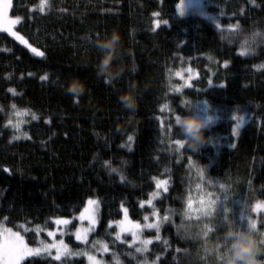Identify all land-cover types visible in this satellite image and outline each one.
<instances>
[{"label":"trees","instance_id":"trees-1","mask_svg":"<svg viewBox=\"0 0 264 264\" xmlns=\"http://www.w3.org/2000/svg\"><path fill=\"white\" fill-rule=\"evenodd\" d=\"M179 2L49 0L50 7L41 12L40 0H13L10 15L20 17L17 33L43 56L0 33V224L35 245L38 235L23 225L54 230L57 219H74L89 199H96L98 225L88 244L73 234L66 241L73 249L94 252V241L106 242L110 264H141L145 257L148 264H220L205 248L206 241H223L228 227L222 224L231 221L246 229L241 217L247 214L264 230V211L251 210L264 201V37L250 39L264 31V0H205L218 24L194 13L177 15ZM113 29L123 36L118 63L138 70L108 82L96 74L101 54L93 41ZM73 78L86 85L78 97L65 90ZM129 92L138 100L134 112L119 100ZM194 101H207L213 118L206 130L212 143L199 152L174 143L183 139L175 116ZM164 104L168 108L162 110ZM12 105L27 115L17 117ZM233 117L244 118L238 135ZM10 119L21 122L20 131ZM197 169L204 170L203 180ZM208 180L226 188L212 187ZM157 181L166 183L157 187ZM204 192L220 197L217 212L186 218L189 198L195 207ZM153 193H158L153 205L159 217L169 219L160 225L159 240L155 228L143 230L153 242L147 252L137 253L130 233L116 240L114 224L124 208L134 222L145 224V215L155 221L153 206L146 203ZM77 224L72 222L70 233ZM206 224L212 230L204 236ZM66 259L87 264L84 257ZM22 264L61 262L33 257Z\"/></svg>","mask_w":264,"mask_h":264},{"label":"snow or ice","instance_id":"snow-or-ice-1","mask_svg":"<svg viewBox=\"0 0 264 264\" xmlns=\"http://www.w3.org/2000/svg\"><path fill=\"white\" fill-rule=\"evenodd\" d=\"M13 7V0H0V30L3 31H7L9 32L11 35L16 36L17 39L20 40L21 43L23 44H27V41L22 37L19 36L16 32L12 31V26L17 24L20 17H17L16 19H11L9 17V10ZM39 10L41 12H43L45 10L46 7H50L49 5V0H40V4H39ZM185 14V5H184V0H180V15L183 16ZM158 15V14H156ZM164 24H168V21L165 20L163 21ZM157 26H159L160 22L157 21L156 22ZM233 27L239 28V25H235ZM254 39V38H253ZM245 44L248 43V40L246 39L244 41ZM29 47H31L29 45ZM33 52L37 53L38 55L43 56L42 52H38L37 49L33 48L32 49ZM246 51V50H245ZM209 59H211V57H209ZM225 67H227V64H225ZM177 75H180V73H177ZM41 79H47V76H43L41 77ZM209 85H212V82L209 81ZM218 86L220 87H225L224 84H218ZM9 91L15 93L14 89H9ZM12 108L14 110V115H16L17 117L22 116V115H27V110L21 112L19 110H16V106L12 105ZM168 108V104H164L162 107L163 109ZM178 115L175 116V120L177 119ZM37 117L33 114V119H36ZM234 120H236V124L235 127L233 128V134L234 135H238L239 134V129L242 127L243 123H244V118L243 117H233ZM8 123L10 125H12L17 131H20V123L21 122H17L15 124H13V121L10 119L8 121ZM161 126H163V122H161ZM169 128H171V125H169ZM22 135H24L26 137V133H23ZM20 136H14L13 139H19ZM129 141L133 140L132 136L128 137ZM174 143L179 147V148H184L185 144L183 143L182 139H176L174 141ZM194 166V165H193ZM112 172H116L117 169L115 168H111L110 169ZM199 177L201 178V180L204 179L205 177V172L203 169H197ZM121 179L123 180L124 177L121 176ZM164 181H157V187H160L161 185H163ZM207 184L212 186V187H216L218 186L220 189H225L226 186L223 183H218L214 184L211 180L207 181ZM198 188L201 187L200 184L197 185ZM166 190V189H165ZM158 195V193H153V196ZM229 198L228 196L225 197L224 199ZM220 197L219 196H215L212 192H204L202 196H200L196 202H195V207L193 206V199L189 198L188 200V208L187 210L183 213V215L186 218H191V215L193 213L197 214L198 218L200 216L203 217H210L212 216L214 213L217 212V208L218 206L220 207ZM88 205L92 206V205H96L99 202L93 199H89L88 200ZM145 202H141V206L143 207V204ZM147 204L152 205L153 206V215L157 217L156 221L153 223H145V224H141L139 222H134L132 220H130L128 218L127 215V209L124 208V218L120 221L115 222L116 226L118 228V231L116 232V240H121V236L123 233H130L131 237H132V244L135 245L138 243L139 246H137L135 248V251L137 253H144L148 251V245L152 244L153 240L149 239V238H144L143 237V230L145 228L148 229H152L155 228L156 229V233L157 235L154 237V239L159 240L160 236H159V229H160V224H161V220L159 218V213L155 210V205H153V202L151 199H149L148 201H146ZM245 208L248 207L247 204L244 205ZM123 207V206H122ZM264 207V204H262L261 202H257L254 206H252V211H257L258 209ZM229 211L228 207H225L224 209V216L223 219L225 221H228V216L227 213ZM242 219H246L247 221V227H253L256 228L257 227V220L253 219L251 215H247L245 217H241ZM80 220H89L90 222V227L89 228H79L76 230L75 232V237L78 241H82L85 245L88 244V233L93 230V227L96 223V218H95V214H94V210L91 207H85L84 211L81 213ZM148 216L145 215L144 216V221H148ZM169 217L166 215L163 217V220H168ZM55 223L57 225H68L70 223V221L66 220V219H57L55 221ZM232 223L231 221H229L227 224H222L221 227H229V224ZM111 226V225H110ZM212 229L206 224L204 225V229H202V234L204 236H207L208 232L211 231ZM25 231H28V229H25ZM40 229L39 227L36 229L37 235L39 233ZM48 236L49 237H53L52 242H46L45 240H40L39 241V246L37 247H30L29 243L26 241L25 236L21 234L20 231H13V229L11 227H6L3 224H0V264H22V262L25 260L26 257L29 256H34V255H40L41 253H47L49 256L52 255L51 253V249H55L56 253L54 256V260L56 261H60L61 264H68L67 261V257H73V256H86L88 261L90 262V264H104V261L102 259H97L96 255L93 254L92 252L88 251V250H73L69 247L68 244H66L64 242L63 239H59L56 240L55 239V232L54 231H48ZM223 239H225L223 237ZM124 243H128V241L125 239L123 241ZM165 244H167V241L164 242ZM99 246V247H98ZM226 246V245H225ZM92 248L93 249H98V251H103V252H108L109 251V246L106 242L104 241H100V240H96L92 243ZM113 257H116V253H113ZM158 259V258H157ZM118 260V258H117ZM141 264H148V260L147 257H145L142 261ZM153 264H155V261H153Z\"/></svg>","mask_w":264,"mask_h":264},{"label":"clouds","instance_id":"clouds-1","mask_svg":"<svg viewBox=\"0 0 264 264\" xmlns=\"http://www.w3.org/2000/svg\"><path fill=\"white\" fill-rule=\"evenodd\" d=\"M264 37V31L258 30L252 38ZM100 52V60L96 67L98 77L111 82L119 79L126 70L137 71L138 67L132 65L126 69L122 63L124 55V43L122 34L113 31L104 36H97L93 41ZM66 92L74 97L84 94L86 85L79 78L71 79L66 85ZM120 103L126 110L134 112L138 107V100L134 92H129L119 97ZM203 103L204 109L199 105ZM210 105L207 101L193 102L183 114H179L175 120V126L179 129L182 141L193 152H199L205 145L212 143V138L206 135V130L213 125L212 115L209 113ZM223 241L212 243L206 241L205 251L215 254L220 264H264V230L257 227L240 228L233 223L229 224L223 233ZM226 245V246H225ZM224 248L221 252L220 249Z\"/></svg>","mask_w":264,"mask_h":264},{"label":"rangeland","instance_id":"rangeland-1","mask_svg":"<svg viewBox=\"0 0 264 264\" xmlns=\"http://www.w3.org/2000/svg\"><path fill=\"white\" fill-rule=\"evenodd\" d=\"M184 5H185V14H184L183 16H186V15H188V14H190V13H196V14L201 15V16H203V17H205V18L210 19V20L214 19V21H213V20H212V21H213L214 23L218 24V21L216 20V17L213 16L212 14H210V13L207 11V8H206V5H205V0H184ZM10 10H11V9H10ZM10 10H9V17H10L11 19H14V18H12L11 15H10ZM177 15L181 16V15H180V2H179L178 5H177ZM15 27H16V24L12 26V31L17 33ZM0 33H6L7 35H9V36L12 37L13 39H15L17 42H19L22 46H24L25 48H27L28 50H30L31 53L34 54L35 56H37V57H40V56H41V55H38L37 53H35V52L32 51V49L35 48V47L32 46L31 44H29V42H28L27 40H26V41H27V44H23V43L20 42L19 39H17L16 36L11 35V34H10L9 32H7V31L0 30ZM17 34H18V33H17ZM18 35H19V34H18ZM19 36H20V35H19ZM29 45H30L31 47H29ZM35 49H37V48H35ZM37 50H38V52H42V51L39 50V49H37ZM244 125H245V122L243 123L242 127H243ZM242 127L239 129V132H240V130L242 129ZM154 197H155V196H152V197H151L152 202H153ZM93 200H96V199H93ZM96 201H97V200H96ZM262 204H264V201L262 202ZM86 207H91V208L94 210V214H95V218H96V223H95L94 226H92V227H93V230H91V231L88 233V237H87V239H88V241H89V239H90L92 233L95 232V230H96V228H97V225H98V204H96V205H92V206H89L88 203H87ZM260 210H263V211H264V207L260 208ZM83 211H84V209H83ZM83 211H82V212H83ZM82 212H81V213H82ZM81 213H80L79 215H77L74 219H66V220L70 221V223H69L68 225H63V224H61V225H57V224H56V228H55L54 230H51V231H54V232H55V239H56V240L63 239L64 242H65L66 244H68L67 241H66V238H67V236H68L69 234H73L74 237H75V232H76L77 229H79V228H89V227L91 226L89 220L85 219V220L82 221V220L79 219ZM127 215H128V213H127ZM123 218H124V214H123ZM123 218H122V219H123ZM128 218H129V216H128ZM159 218H160V217H159ZM122 219H121V220H122ZM129 219H130V218H129ZM74 220H77V221H78V224H77V227L75 228V230H74L72 233H70V231H69L68 228L70 227V225L72 224V222H73ZM160 220H161V224H162V223L164 222V220H163L162 218H160ZM155 221H156V219H155ZM155 221H150V220H148L146 223H153V222H155ZM161 224H160V225H161ZM114 225L116 226V223H115ZM4 226H5V225H4ZM6 227H7V226H6ZM37 228H38V227H34V228L32 227V228H31V227H28V226H26V225H23V229H24V230H25V229H28V231H34L36 234H37V232H36V229H37ZM116 228H117V226H116ZM39 229H40V231H39V233H38V242H37V244H35V245H30V244H29L30 247H37V246H39V241H40V240H45L46 242H49V243L52 242L53 237H49V236H48V231H44L41 227H39ZM117 230H118V228H117ZM13 231H15V230H13ZM123 234H124V233H123ZM123 234H122V236H123ZM122 236H121V237H122ZM25 239H26V238H25ZM75 240H76L77 242H79V243L85 245L82 241H78V240L76 239V237H75ZM26 241H27V240H26ZM69 247H70V246H69ZM98 247H99V246H98ZM70 248L73 249L72 247H70ZM85 249L88 250V251H90V252H92L93 254H95L97 259H102V260L104 261V264H110V263H108V262L106 261V257H105V254L110 253L109 251H108V252H103V251H98V249H96V252H94L93 250H89V249H87L86 247L81 248V249H73V250H85ZM51 253H52L51 256H49L47 253H41L40 255L29 256V257H26L24 261H26V260H28V259H30V258H33V257L51 258V259L54 260V256H55L56 250H55V249H51ZM73 257H84V258L87 260V264H90V262L88 261V259H87L86 256L80 255V256H73ZM24 261H23V262H24ZM23 262H22V263H23Z\"/></svg>","mask_w":264,"mask_h":264},{"label":"bare ground","instance_id":"bare-ground-1","mask_svg":"<svg viewBox=\"0 0 264 264\" xmlns=\"http://www.w3.org/2000/svg\"><path fill=\"white\" fill-rule=\"evenodd\" d=\"M205 5H206V2H205ZM207 8V7H206ZM207 11L209 12V9L207 8ZM210 13V12H209ZM194 14H196V13H194ZM211 14V13H210ZM196 15H198V14H196ZM199 16H201V15H199ZM201 17H203V16H201ZM205 18V17H204ZM206 19H208V18H206ZM209 21H211V22H213L214 21V19H212V20H210V19H208Z\"/></svg>","mask_w":264,"mask_h":264}]
</instances>
